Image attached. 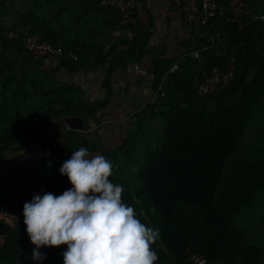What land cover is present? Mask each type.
Listing matches in <instances>:
<instances>
[{"label": "trees", "instance_id": "16d2710c", "mask_svg": "<svg viewBox=\"0 0 264 264\" xmlns=\"http://www.w3.org/2000/svg\"><path fill=\"white\" fill-rule=\"evenodd\" d=\"M16 1L13 24L0 25V112L9 113L0 118V154L6 146L36 141L45 129L52 106L58 102L70 104L61 93L54 94L57 82L47 87L40 78L37 62L44 57L27 50L23 35L40 36L64 51L59 59L62 63L81 67L80 49L85 43L81 40L71 44L69 34L73 28L69 23L77 18L75 12L69 13L70 9L87 2L98 11L120 18L119 12L101 7L98 0ZM260 1L264 10V0ZM5 7H0V18ZM10 31L18 33L19 38L9 39ZM205 33L200 38L201 45L212 36L215 44L202 53V63L191 60L187 64L184 60L179 71L169 74L168 90L159 106L147 115L134 116L136 131L120 148L103 152L114 165L110 180L124 187L122 200L134 207L141 222L158 229L151 248L160 264L172 260L176 264H193L190 254L194 252L217 262L190 235L199 229V217L210 211L211 199L224 179L227 185L231 176L228 166L235 162L252 109L264 99V27L239 28L218 18ZM144 47L143 40L135 38L114 65L139 62ZM70 53H75L78 60L74 61ZM232 57L237 69L231 84L217 93L200 96L196 81L216 65L226 68ZM38 181L44 182L37 178L35 183ZM0 230L9 234L0 249V264L9 256L10 264H63L61 251L54 246H45L44 261L32 260L34 248L24 246L30 239L23 222L10 226L3 220ZM166 233L171 241L168 250L163 243Z\"/></svg>", "mask_w": 264, "mask_h": 264}, {"label": "crops", "instance_id": "0c3cea01", "mask_svg": "<svg viewBox=\"0 0 264 264\" xmlns=\"http://www.w3.org/2000/svg\"><path fill=\"white\" fill-rule=\"evenodd\" d=\"M17 2H4L6 25L13 24ZM249 6L251 19L257 21V15L264 13L262 2L249 0ZM72 11L77 19L69 23L73 28L69 36L71 44L85 43L80 49L82 66L73 68L53 57L37 62L39 76L46 86L57 82L54 94L61 93L70 104L58 102L52 106L45 129L36 141L6 146L0 154V203L21 217L24 215L20 188H30L37 178L47 185L43 194L60 195L71 188L59 168L74 150L83 146L95 156L103 155L104 150L120 148L137 129L134 116L147 115L159 106L168 90L170 68L184 60L187 64L191 60L202 63V58L193 57L201 39L184 23L181 10L171 0H138L137 23L121 28L117 27L119 20L87 2L75 5L69 13ZM137 37L145 45L142 59L115 66L116 58L127 52ZM8 114L0 112V118ZM67 115L83 117L85 131L69 129L63 122ZM263 157L264 99L252 109L235 162L228 166L231 176L227 185L224 179L218 194L211 199L210 211L199 217L200 227L190 235L207 256L219 263L264 264ZM5 222L10 226L18 223ZM170 242L166 233L163 240L166 250ZM24 246L36 247L30 241ZM66 248L65 244L61 254ZM39 251L44 252L45 246ZM8 258L4 264L12 263Z\"/></svg>", "mask_w": 264, "mask_h": 264}, {"label": "clouds", "instance_id": "9594fccd", "mask_svg": "<svg viewBox=\"0 0 264 264\" xmlns=\"http://www.w3.org/2000/svg\"><path fill=\"white\" fill-rule=\"evenodd\" d=\"M113 162L74 150L59 168L72 185L60 195H34L23 206L24 224L36 247L33 261H44L41 247L67 245L63 264H154L151 245L158 229L141 222L134 207L122 200L124 187L114 184Z\"/></svg>", "mask_w": 264, "mask_h": 264}, {"label": "built area", "instance_id": "2783aa9c", "mask_svg": "<svg viewBox=\"0 0 264 264\" xmlns=\"http://www.w3.org/2000/svg\"><path fill=\"white\" fill-rule=\"evenodd\" d=\"M138 0H98L99 5L104 8L115 9L120 14L118 28L133 26L137 23L135 10ZM171 2L181 10L184 23L192 31L197 38H204L208 26L216 19L221 18L226 22L236 24L239 28L251 27L254 25L264 27V13L257 15V21H253L250 17L249 0H171ZM9 39L19 38V34L10 31L7 33ZM22 37V36H21ZM220 38V34H217ZM25 47L33 55L39 57H53L60 59L64 56V51L54 47L51 43L43 41L36 34L23 35L22 37ZM207 44H202L193 52L195 59H201L204 51H209L215 44V37L206 39ZM70 57L78 60L75 53H70ZM180 68V64H174L169 73H175ZM237 69L235 58H231V62L226 68L219 65L212 67L203 79L197 80L195 89L202 97L209 96L226 89L234 79ZM47 189V185L43 182H37L35 186L23 187L19 190V198L21 207L26 202H30L34 195H41ZM0 219L4 221H18L24 223V217L17 215L12 209L0 203ZM9 239V234L0 230V249L3 248ZM65 245L54 246L56 250H60ZM190 261L193 264H222L219 262H211L201 253H191ZM154 264H160L159 260Z\"/></svg>", "mask_w": 264, "mask_h": 264}, {"label": "water", "instance_id": "95a60500", "mask_svg": "<svg viewBox=\"0 0 264 264\" xmlns=\"http://www.w3.org/2000/svg\"><path fill=\"white\" fill-rule=\"evenodd\" d=\"M63 122L71 130L85 131L86 129L84 119L81 116L67 115L63 118Z\"/></svg>", "mask_w": 264, "mask_h": 264}, {"label": "rangeland", "instance_id": "374dc122", "mask_svg": "<svg viewBox=\"0 0 264 264\" xmlns=\"http://www.w3.org/2000/svg\"><path fill=\"white\" fill-rule=\"evenodd\" d=\"M4 1H5V0H0V7H1V8H4V7H5ZM1 13H2V12H1ZM5 23H6V22H5V20H4V12H3L2 15H1V18H0V25L7 26Z\"/></svg>", "mask_w": 264, "mask_h": 264}]
</instances>
